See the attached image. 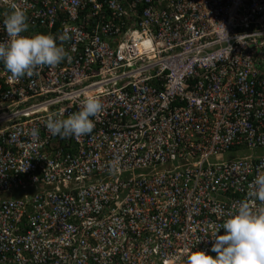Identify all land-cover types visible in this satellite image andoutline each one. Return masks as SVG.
Instances as JSON below:
<instances>
[{
    "label": "built area",
    "instance_id": "built-area-1",
    "mask_svg": "<svg viewBox=\"0 0 264 264\" xmlns=\"http://www.w3.org/2000/svg\"><path fill=\"white\" fill-rule=\"evenodd\" d=\"M13 4L24 35L73 39L32 77L0 63V264L215 255L264 174V0H0V42ZM86 95L92 133L51 135Z\"/></svg>",
    "mask_w": 264,
    "mask_h": 264
},
{
    "label": "clouds",
    "instance_id": "clouds-1",
    "mask_svg": "<svg viewBox=\"0 0 264 264\" xmlns=\"http://www.w3.org/2000/svg\"><path fill=\"white\" fill-rule=\"evenodd\" d=\"M8 36L7 42H0V63L12 77L20 79L32 77L34 70L43 66H57L70 59L66 42L73 39L67 29L62 34L24 35L29 31L28 16L24 9L11 5L4 19ZM101 100L94 95H86L80 110L64 118L63 110L49 114L47 131L61 138L82 137L92 133L94 117L103 111ZM39 131L32 128L30 137L38 138ZM115 168L116 164L113 163ZM247 198L239 203L221 225L224 234L213 233L215 243L211 252L196 249L186 256L185 264H264V174H258L249 185ZM255 201L256 203H252Z\"/></svg>",
    "mask_w": 264,
    "mask_h": 264
}]
</instances>
